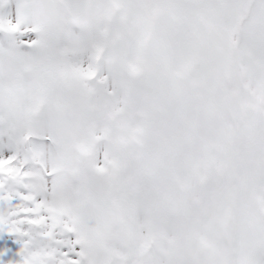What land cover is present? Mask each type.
Listing matches in <instances>:
<instances>
[{"label": "rangeland", "instance_id": "obj_1", "mask_svg": "<svg viewBox=\"0 0 264 264\" xmlns=\"http://www.w3.org/2000/svg\"><path fill=\"white\" fill-rule=\"evenodd\" d=\"M249 1L0 0V159L62 167L13 166L0 264H264V0L239 22ZM28 129L55 142L22 144ZM16 200L41 224L5 238Z\"/></svg>", "mask_w": 264, "mask_h": 264}, {"label": "bare ground", "instance_id": "obj_2", "mask_svg": "<svg viewBox=\"0 0 264 264\" xmlns=\"http://www.w3.org/2000/svg\"><path fill=\"white\" fill-rule=\"evenodd\" d=\"M105 50H106V49H105ZM105 50H104V51H105ZM104 51H103V52H104ZM102 54H103V53H102ZM101 56H102V55H101ZM39 111H41V107H40ZM39 111H38V112H39ZM38 112H37V113H38Z\"/></svg>", "mask_w": 264, "mask_h": 264}]
</instances>
